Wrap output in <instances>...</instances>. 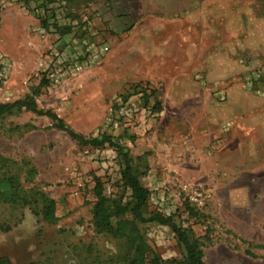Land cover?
Segmentation results:
<instances>
[{
	"label": "rangeland",
	"instance_id": "obj_1",
	"mask_svg": "<svg viewBox=\"0 0 264 264\" xmlns=\"http://www.w3.org/2000/svg\"><path fill=\"white\" fill-rule=\"evenodd\" d=\"M62 1L60 9L55 3ZM258 1L264 9V0ZM17 2L26 7L24 12L33 13L35 2ZM37 6L39 15L33 14L42 25L44 7ZM49 6L55 10V18L45 28V48L23 49V45H16L17 40L11 42L13 36L22 38L18 27L7 29L11 41L3 47L8 52L19 54L22 48L21 55L26 54V58L46 57V61L33 72L29 66L32 60H27L21 74H7L0 65V102L38 91L39 107L56 111L76 131L86 136L113 135L129 152L143 184L151 191L147 215H173L177 223L192 229L207 264H264V185L259 167L237 170L236 159L231 158L220 168L212 163V155L206 154L211 143L190 140L181 131L177 135L178 129L171 123L173 113L162 117L160 113L172 112L173 107L170 103L166 105L169 110L164 109L152 93L158 89L137 83L147 88L150 99L146 104L143 95L135 93L140 86L118 87V78L128 70L136 68L144 74L147 69L141 60L120 59L128 45L100 24L105 0H54ZM55 21L60 26L71 24L72 32L61 38L63 33L56 31ZM81 39L108 44L110 51L80 74L52 84L50 70L59 64L61 55L85 52ZM245 40L250 38L244 37L237 57L248 69L238 76L246 87L264 91V49L257 46L255 36L249 41L251 45L245 46ZM169 84L167 79L162 88ZM125 103L130 106L121 110ZM0 154L16 161L18 183L30 193L41 191L56 201L57 215L50 223L30 205L0 199V224L10 227L0 231V257H9L13 264H123L121 257L133 251V243L97 233L92 213L97 178L102 180L106 196L131 200V191L121 178L123 160L115 147L108 143L82 146L66 131L53 128L48 117L25 111L0 120ZM34 205L40 211L41 204ZM133 229L142 233L151 254L159 255L164 264L183 259L184 248L168 226L137 222Z\"/></svg>",
	"mask_w": 264,
	"mask_h": 264
},
{
	"label": "crops",
	"instance_id": "obj_2",
	"mask_svg": "<svg viewBox=\"0 0 264 264\" xmlns=\"http://www.w3.org/2000/svg\"><path fill=\"white\" fill-rule=\"evenodd\" d=\"M17 1L0 9V65L7 74H21L27 60H32L29 66L33 72L46 61V57L21 55L22 48H43L42 37L48 30L33 13L24 12L26 7ZM105 1L104 21L100 24L119 34L128 45L120 59L141 60L147 69L144 74L136 68L128 70L118 78V87L142 83L158 89L157 98L164 109L169 110L166 105L170 103L173 107L172 112L160 114L168 117L173 113L171 123L178 129L177 135L181 131L190 140L211 143L213 148H208L206 154H211L212 163L220 168L231 158L236 159L237 170L254 171L258 166L263 186L264 91L242 83L238 75L248 68L237 57L244 37L250 38L245 46L251 45L249 41L255 36L257 46L264 49V9L259 1ZM9 26L18 27L22 38L13 36L11 41ZM7 41L23 45L20 53L8 52L3 47ZM167 79L170 84L164 90L162 85Z\"/></svg>",
	"mask_w": 264,
	"mask_h": 264
},
{
	"label": "trees",
	"instance_id": "obj_3",
	"mask_svg": "<svg viewBox=\"0 0 264 264\" xmlns=\"http://www.w3.org/2000/svg\"><path fill=\"white\" fill-rule=\"evenodd\" d=\"M53 1L47 0V2ZM44 6L45 14H43L42 25L48 29L50 27V19L55 18V10L46 7V5ZM53 24L56 31H60L63 34L71 33L73 30L71 24L60 26L57 21ZM137 87L135 88L137 89ZM146 92L147 88L140 86V91H136L135 93H141L147 104L149 103L150 97H147ZM152 93H156V91H152ZM37 94L38 91H32L24 97H19L13 101L0 102V120L9 115L17 114V112L31 111L37 115L48 117L52 121L53 128L66 131L80 145L103 147L108 143L110 146L116 148L118 155L122 158L121 178L124 185L131 191V200L122 202L118 198L106 196L104 184L100 178H97L94 188L97 199L92 211L93 225L97 233L108 234L117 241L126 239L133 243V251L131 250L132 252L125 253L121 257V262L123 264H164L159 255L151 254L150 246L145 241L142 233L138 229H133L137 222H156L168 226L178 239L179 244L184 248L183 259L171 264H207L203 259V251L199 244L200 241L196 238L192 229L177 223L173 215H164L161 212H152L150 215H147L151 191L143 184L140 174L134 167L131 156L126 148L116 141L113 135L104 133L98 136H86L76 131L56 111L40 108L36 98ZM15 163V160L0 154V199L13 204L30 205L35 214L40 213L45 221L54 223L57 220L56 201L41 191L33 190V193H30L18 183V171L14 168ZM31 170L33 169H30L29 172ZM38 203L41 204L40 211H37L34 205ZM8 230H10L9 226L0 224V231ZM247 243L249 246H263L261 244ZM247 252L254 255L249 248H247ZM0 264L13 263L9 257L2 256L0 257Z\"/></svg>",
	"mask_w": 264,
	"mask_h": 264
},
{
	"label": "built area",
	"instance_id": "obj_4",
	"mask_svg": "<svg viewBox=\"0 0 264 264\" xmlns=\"http://www.w3.org/2000/svg\"><path fill=\"white\" fill-rule=\"evenodd\" d=\"M12 0H1L0 2V9L5 8ZM32 2L36 3L33 6V13H36L37 15H39V13H37L38 9H36L38 5H40L41 7H45L44 5H46V7H50L49 3L47 2V0H32ZM64 1H62L61 3H55L56 6L60 7V9H62L63 5H64ZM54 6V4H53ZM52 6V7H53ZM91 24V23H88ZM45 28V27H44ZM87 29V25H85L84 30ZM81 41L83 42V44L86 46L85 48V52H83V55H68L67 53L61 55L58 58L59 64H55L53 65V67L50 70V74H49V78L51 80V83L54 85H58L60 84L62 81H65L66 78L70 77V76H74V75H78L81 72H83L85 69L89 68L95 61L103 58V56H105L109 51H110V46L108 44H97L95 42H89L87 39H81ZM82 56V57H81ZM128 106H130V103H125L122 105L123 109H128ZM188 185H186L187 187ZM198 196H201L200 193H197Z\"/></svg>",
	"mask_w": 264,
	"mask_h": 264
}]
</instances>
